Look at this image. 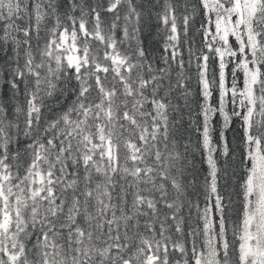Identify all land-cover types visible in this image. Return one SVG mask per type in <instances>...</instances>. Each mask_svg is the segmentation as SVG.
Listing matches in <instances>:
<instances>
[{"label": "snow or ice", "instance_id": "snow-or-ice-1", "mask_svg": "<svg viewBox=\"0 0 264 264\" xmlns=\"http://www.w3.org/2000/svg\"><path fill=\"white\" fill-rule=\"evenodd\" d=\"M0 264H264V0H0Z\"/></svg>", "mask_w": 264, "mask_h": 264}]
</instances>
